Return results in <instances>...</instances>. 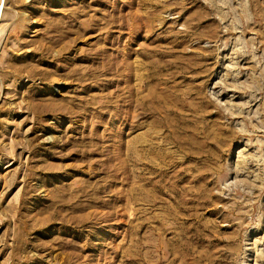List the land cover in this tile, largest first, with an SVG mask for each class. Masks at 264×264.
<instances>
[{"label":"rangeland","instance_id":"374dc122","mask_svg":"<svg viewBox=\"0 0 264 264\" xmlns=\"http://www.w3.org/2000/svg\"><path fill=\"white\" fill-rule=\"evenodd\" d=\"M0 264H264V0H0Z\"/></svg>","mask_w":264,"mask_h":264}]
</instances>
